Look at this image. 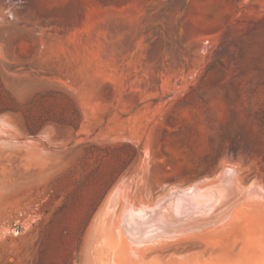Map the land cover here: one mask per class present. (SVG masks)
<instances>
[{"label": "rangeland", "instance_id": "374dc122", "mask_svg": "<svg viewBox=\"0 0 264 264\" xmlns=\"http://www.w3.org/2000/svg\"><path fill=\"white\" fill-rule=\"evenodd\" d=\"M0 264H264V0H0Z\"/></svg>", "mask_w": 264, "mask_h": 264}, {"label": "bare ground", "instance_id": "6f19581e", "mask_svg": "<svg viewBox=\"0 0 264 264\" xmlns=\"http://www.w3.org/2000/svg\"><path fill=\"white\" fill-rule=\"evenodd\" d=\"M178 196H179V195H178ZM182 196H183V195H182ZM189 198H190V197H189ZM190 199H191V198H190ZM180 203H182V201H180ZM180 203H179V204H180ZM198 203H199V202H198ZM188 205H189V204H188ZM176 206H177V205H176ZM185 208H186V207H185ZM183 209H184V208H183ZM197 211H198V210H197ZM203 212H204V211H203ZM191 213H192V212H191ZM197 213H198V212H197ZM197 213H196V214H197ZM200 213H201V212H200ZM191 215H192V214H191ZM185 216H186V215H185ZM185 216H184V217H185Z\"/></svg>", "mask_w": 264, "mask_h": 264}]
</instances>
